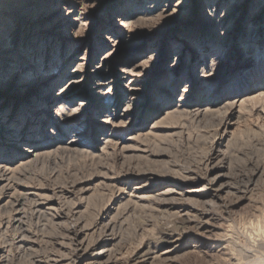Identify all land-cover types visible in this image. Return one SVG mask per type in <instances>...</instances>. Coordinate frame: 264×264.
Segmentation results:
<instances>
[{
    "label": "rangeland",
    "instance_id": "1",
    "mask_svg": "<svg viewBox=\"0 0 264 264\" xmlns=\"http://www.w3.org/2000/svg\"><path fill=\"white\" fill-rule=\"evenodd\" d=\"M261 91L264 0H0V264H264Z\"/></svg>",
    "mask_w": 264,
    "mask_h": 264
},
{
    "label": "bare ground",
    "instance_id": "2",
    "mask_svg": "<svg viewBox=\"0 0 264 264\" xmlns=\"http://www.w3.org/2000/svg\"><path fill=\"white\" fill-rule=\"evenodd\" d=\"M207 15H209V12H207ZM133 20H131V18H124V19H122L121 21H120V23H119V27H122V28H125V29H130V28H132L133 27ZM132 26V27H131ZM126 74H128V75H130V73L129 72H126ZM132 75V74H131ZM135 74H133V76H134ZM126 82L127 83H130L131 84V86H133V85H135V81H133V80H131V79H127L126 80ZM135 88H137L136 86H135ZM134 88V89H135ZM259 94H264L262 91L259 93ZM226 104H229V103H226ZM232 106H233V104H231ZM198 112V115H200V114H202L204 111H202V110H198L197 111ZM180 113V112H179ZM203 115V114H202ZM173 118V117H172ZM164 120V119H163ZM28 153H32L33 155H34V157H35V159L37 158V157H39V154L38 153H36V151H34V152H32L31 150H29L28 151ZM34 159V158H33ZM23 167H26V166H28V163H24L23 165H22ZM1 168V167H0ZM3 170V169H2ZM4 171V170H3ZM9 171V170H8ZM2 173V172H1ZM3 173H5V172H3ZM10 174V173H9ZM8 174V175H9ZM4 175V174H3ZM6 176V175H5ZM14 195H16V194H14ZM21 195V194H20ZM25 195V197L26 196H28V193H25L24 194ZM13 196V195H12ZM19 196V195H18ZM12 199V198H11ZM17 200V199H16ZM20 200V199H19ZM21 203V202H20ZM21 207H22V205H20ZM37 206V205H36ZM41 209V208H40ZM21 212V211H20ZM19 212V213H20ZM41 212V211H40ZM19 219L17 220V221H21L22 220V218L21 217H18ZM15 220V221H16ZM18 222V223H19ZM19 226V225H18ZM21 226V225H20Z\"/></svg>",
    "mask_w": 264,
    "mask_h": 264
}]
</instances>
